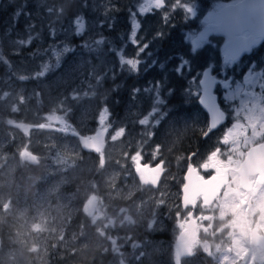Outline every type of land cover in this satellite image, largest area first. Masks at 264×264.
<instances>
[{"label":"rangeland","instance_id":"obj_1","mask_svg":"<svg viewBox=\"0 0 264 264\" xmlns=\"http://www.w3.org/2000/svg\"><path fill=\"white\" fill-rule=\"evenodd\" d=\"M236 1L31 0L33 28L18 34L0 0V264H174L182 180L169 171L153 191L134 171L176 148L168 168L229 178L178 264H264L250 244L264 236V183L244 192L235 173L264 137V43L222 61L217 13ZM206 68L227 116L210 134L196 104ZM96 133L86 152L79 139Z\"/></svg>","mask_w":264,"mask_h":264},{"label":"water","instance_id":"obj_2","mask_svg":"<svg viewBox=\"0 0 264 264\" xmlns=\"http://www.w3.org/2000/svg\"><path fill=\"white\" fill-rule=\"evenodd\" d=\"M218 28L226 39L224 43V55L222 61H235L243 53H246L256 43L258 39L264 40V0H240L235 4L222 7L218 11ZM246 33L247 36H242ZM200 94L197 104L202 112L207 116V132L216 131L225 122V116L220 111L213 94L214 78L210 76L209 69H205L198 81ZM103 134L92 136L90 140L80 139L82 148L94 150L96 145L101 143ZM26 162L33 164L32 159L27 154H21ZM147 171L145 167L139 168L135 175L140 183L150 184L155 187L157 173ZM235 173L238 177L239 188L244 192H249V178L257 176L258 184L264 182V144L252 146L246 150L242 162L238 165ZM152 176V177H151ZM153 178V181H152ZM152 182V183H151ZM227 184L225 171L217 176H210L206 179L198 176L194 169L187 167L183 177V187L181 188V207H192L196 198H200L203 206H209L220 194L222 188ZM91 202L83 207V211L91 208ZM195 226L193 221H187L184 229L176 238V248L174 250V264H178L179 258H187L190 254V247L194 244ZM251 246L258 249L264 248V237L251 232Z\"/></svg>","mask_w":264,"mask_h":264},{"label":"flooded vegetation","instance_id":"obj_3","mask_svg":"<svg viewBox=\"0 0 264 264\" xmlns=\"http://www.w3.org/2000/svg\"><path fill=\"white\" fill-rule=\"evenodd\" d=\"M260 143H263L264 144V137L260 140ZM180 149V148H179ZM171 153H174V154H177L175 155L174 159L173 160H169L167 158H160L158 159L157 161L156 160H146L144 161L142 164L145 165L147 168H145L148 172L150 171L151 172V175L153 174V170L156 169V173H157V179H156V184H155V187L152 188L149 184V186L145 187V188H149L153 191H156L157 189L160 188V186H162L161 184H163V181H164V178H165V175L170 171V173H176V176L177 177H180L181 180H182V184L181 186H179L178 188V192H179V206H180V209L181 211L183 212H187V216H186V221H193L194 222V226H195V237H194V241L195 239H197V236H198V232H197V227H198V216H197V213L200 209H204V208H208L207 206H203L202 202H201V199L200 198H196V200L194 201L193 203V206L190 208V207H185L184 206V209L181 207V199H182V196H181V188L183 187V177H184V173H185V170L188 166H185V169L182 170L183 168V161L181 159V162L179 163L178 165V168H174V167H171V168H168L167 167V164L168 163H173L174 161H176L177 159L180 158L181 154L179 155L178 153H180V150L178 151V149L176 148L173 152ZM173 155H171L172 157ZM189 158H187V163L189 162ZM186 165V164H185ZM178 169V170H177ZM193 169L195 170L196 174L200 177H202L203 179H206L208 178L209 176L211 175H214V174H204L203 172H201L199 169H196L193 167ZM225 170V169H224ZM222 170V171H224ZM216 174H219V171L216 172ZM152 177V176H151ZM229 180V178H228ZM152 181H153V178H152ZM229 182V181H228ZM152 183V182H151ZM250 183L252 185V189H255L256 186H262V185H258L257 183V178L256 177H252L250 178ZM253 183L257 184V185H254L253 186ZM251 189V190H252ZM224 190V189H223ZM222 190V191H223ZM222 193V192H221ZM200 204V205H199ZM208 218V216H205L203 217V219H206ZM186 223V222H185ZM184 229V227H183ZM182 229V230H183ZM181 230V231H182ZM192 256V255H191ZM190 256V257H191ZM189 257V258H190ZM96 260V259H94ZM97 261V260H96ZM94 261L96 264H98V262Z\"/></svg>","mask_w":264,"mask_h":264},{"label":"trees","instance_id":"obj_4","mask_svg":"<svg viewBox=\"0 0 264 264\" xmlns=\"http://www.w3.org/2000/svg\"><path fill=\"white\" fill-rule=\"evenodd\" d=\"M6 1V12L5 14L1 15V16H4L6 15V22H8L10 25L13 26V29L15 31H17L18 34H24L25 31L28 33L29 30H31L33 27V24H32V19L30 14H29V11L31 10V3L30 1L31 0H5ZM76 5V2L74 1L72 3V7ZM22 9V13L23 14H26L25 18L22 20V23L20 24V18H19V15L17 14V9ZM13 16V18H10V16ZM30 28V29H27V28ZM0 29H2V26H0ZM21 30V31H20ZM25 30V31H23ZM23 31V32H22ZM26 35V34H25ZM235 66L238 65L237 64H234ZM123 89L125 90L126 89V86L123 87ZM183 95V94H182ZM178 98H180L178 96V94L176 95ZM183 99V98H181ZM177 98H174V101L173 102H176L175 104H178L179 101ZM122 105H123V100L115 105L112 109H111V115L113 117V119H116L120 116V111H121V108H122ZM109 107H111L109 105ZM4 231V229L2 230ZM3 245L1 243V246L0 248H2ZM104 260H101V262L98 261V264H104Z\"/></svg>","mask_w":264,"mask_h":264},{"label":"snow or ice","instance_id":"obj_5","mask_svg":"<svg viewBox=\"0 0 264 264\" xmlns=\"http://www.w3.org/2000/svg\"><path fill=\"white\" fill-rule=\"evenodd\" d=\"M155 5L159 6V7H164L165 6V0H160V3L158 5L155 3Z\"/></svg>","mask_w":264,"mask_h":264},{"label":"bare ground","instance_id":"obj_6","mask_svg":"<svg viewBox=\"0 0 264 264\" xmlns=\"http://www.w3.org/2000/svg\"><path fill=\"white\" fill-rule=\"evenodd\" d=\"M6 21V20H5Z\"/></svg>","mask_w":264,"mask_h":264}]
</instances>
